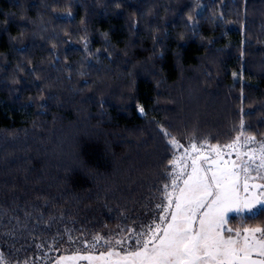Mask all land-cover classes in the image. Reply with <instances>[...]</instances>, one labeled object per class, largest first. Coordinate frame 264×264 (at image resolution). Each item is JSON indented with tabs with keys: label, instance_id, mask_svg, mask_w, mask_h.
I'll return each instance as SVG.
<instances>
[{
	"label": "trees",
	"instance_id": "trees-1",
	"mask_svg": "<svg viewBox=\"0 0 264 264\" xmlns=\"http://www.w3.org/2000/svg\"><path fill=\"white\" fill-rule=\"evenodd\" d=\"M188 90L213 105L191 123ZM164 132L264 139V0H0V264L134 248L171 188Z\"/></svg>",
	"mask_w": 264,
	"mask_h": 264
},
{
	"label": "snow or ice",
	"instance_id": "snow-or-ice-1",
	"mask_svg": "<svg viewBox=\"0 0 264 264\" xmlns=\"http://www.w3.org/2000/svg\"><path fill=\"white\" fill-rule=\"evenodd\" d=\"M140 111L143 113L144 109ZM164 135L169 137L172 148H181L180 142L169 133ZM255 143L254 136L245 137L243 143L241 136H237L226 145L236 154L231 161L223 159L219 146L213 147L218 159L208 168L198 163L201 159L207 162L208 154L191 144L182 154L174 156L172 163L178 171L171 182V191L165 186L167 206H158L164 213L158 217L159 222L115 241V245L122 246L124 240L134 237L132 251L125 255L107 251L98 257L64 259L99 260L102 264H264V259L252 258L254 252L264 257V229L243 228V235L236 230L233 236V229L225 227L230 213L243 219L264 216V141L259 142L258 148L247 147ZM189 159L191 172L187 173L186 167L178 162ZM181 178L183 187L177 183ZM257 233L261 234L259 238ZM100 239L96 237L97 242ZM105 243L112 245V241Z\"/></svg>",
	"mask_w": 264,
	"mask_h": 264
},
{
	"label": "rangeland",
	"instance_id": "rangeland-1",
	"mask_svg": "<svg viewBox=\"0 0 264 264\" xmlns=\"http://www.w3.org/2000/svg\"><path fill=\"white\" fill-rule=\"evenodd\" d=\"M188 84H189V82L188 81H186L185 83H184V85H185V87L187 88L188 87ZM185 103H186V107H187V112H183L184 114H185V117H187L188 119H190V123H191V118L192 119H194L193 117H195L196 115H195V113L197 112V114H198V112H201L199 109H204V107H205V109L207 110V108L208 107H212L213 105H211L210 103H211V101H206V102H204V98L203 99H201V97L199 96V95H197L194 91H190V90H188V92L186 91V98H185ZM184 103V104H185ZM208 104H210V105H208ZM222 108L223 107V105L222 106H218L217 105V109H219V108ZM215 108H216V105H215ZM196 118V117H195ZM237 136H241V143H243V140H244V138L245 137H247V136H254V135H250V134H245V133H243V135H241V133L240 134H238ZM236 136V137H237ZM235 137V138H236ZM255 137V139H256V141H257V143H255V144H249L247 147L248 148H258L259 147V142H262V141H264V139H258L256 136H254ZM235 138H234V140H235ZM233 140V141H234ZM232 141V142H233ZM232 142H230V143H232ZM193 143H195V142H189L188 144H181V148L179 149V150H177V149H175L176 150V154L175 155H180V154H182L185 150H187L189 147H190V145L191 144H193ZM230 143H227V144H224V145H221V144H212V143H201V144H197V143H195L196 145H197V147L198 148H201V150L203 151V152H205V153H207L208 154V161L207 162H205L203 159H201L200 161H198V163L202 166V167H204V168H208V167H210V166H214V165H212V161L213 160H216V159H218L217 157H216V155H215V153L212 151V148L213 147H216V146H219V148H220V150L223 152V159L224 160H229V161H231V160H235L236 159V154H235V152L234 151H231V150H229L227 147H226V145H228V144H230ZM241 151H243V149H241ZM193 156H195L196 154L195 153H193L192 154ZM173 164V163H172ZM178 165L179 166H184V167H186V172L187 173H190L191 172V159H189V160H187V161H183V162H178ZM178 171V167L177 166H173L172 167V180L173 179H175L176 178V176L174 175L176 172ZM177 183L179 184V186L180 187H183V178H181V179H178L177 180ZM169 191H171V188L170 189H168ZM162 206H167V200H165L164 201V204L162 205ZM170 211H174V208L173 209H170ZM164 213L161 211V209H160V211H159V215H158V217L159 216H161V215H163ZM234 216H236L235 214H232V213H230L229 214V220H228V223L226 224V228H232L233 229V233H232V235L234 236L235 235V231L236 230H240L241 231V233H242V235L244 234L243 233V228L242 229H240V228H238V229H235V227H233L232 226V224H230L229 223V221H230V219L232 218V217H234ZM156 222H159V220H158V218H157V220H156ZM245 228H247V227H245ZM251 228H255V227H251ZM261 228V227H260ZM225 235H227V233H225ZM260 233H257V237L259 238L260 237ZM134 248H131V247H127V248H123V249H121V250H117V251H115V252H119L120 253V255H125L128 251H132ZM102 254V253H101ZM100 253H93L92 251H85V252H81V253H75V252H68V251H65V252H62L56 259H55V261L52 263V264H58V262H59V264H102V262L101 261H99V260H93V261H91V262H89L88 260H83V259H77V260H72V259H67V260H65L64 258L65 257H73V256H88V255H90V256H93V257H98V256H100L101 255ZM252 257L253 258H255V259H264V257H258L257 256V254L254 252L253 254H252Z\"/></svg>",
	"mask_w": 264,
	"mask_h": 264
},
{
	"label": "flooded vegetation",
	"instance_id": "flooded-vegetation-1",
	"mask_svg": "<svg viewBox=\"0 0 264 264\" xmlns=\"http://www.w3.org/2000/svg\"><path fill=\"white\" fill-rule=\"evenodd\" d=\"M104 254H106L107 253V251H105V252H103ZM101 254V253H100ZM253 258V257H252ZM253 259H255V258H253Z\"/></svg>",
	"mask_w": 264,
	"mask_h": 264
}]
</instances>
